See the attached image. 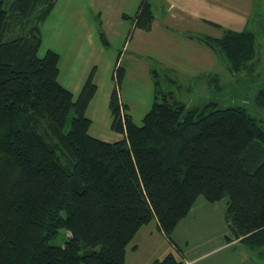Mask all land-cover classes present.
I'll list each match as a JSON object with an SVG mask.
<instances>
[{"label":"trees","instance_id":"16d2710c","mask_svg":"<svg viewBox=\"0 0 264 264\" xmlns=\"http://www.w3.org/2000/svg\"><path fill=\"white\" fill-rule=\"evenodd\" d=\"M58 0H0V264H128L142 226L157 219L170 240L200 196L228 198L234 237L264 245V128L243 106L189 107L154 81L137 124L119 89L110 96L113 142L90 134L95 70L80 93L59 81L60 53L39 55L41 28ZM131 19L151 30L142 0ZM100 37L109 45L103 31ZM238 73L256 58V34L228 29L200 37ZM156 72L153 77H156ZM264 107V87L255 96ZM68 237L53 244L61 230ZM170 240V241H171ZM152 264H183L170 252Z\"/></svg>","mask_w":264,"mask_h":264},{"label":"rangeland","instance_id":"374dc122","mask_svg":"<svg viewBox=\"0 0 264 264\" xmlns=\"http://www.w3.org/2000/svg\"><path fill=\"white\" fill-rule=\"evenodd\" d=\"M61 1V5H69L70 11L81 6L80 17L70 16V13L60 14V17L54 12L45 26L42 25L44 41L39 55L44 56L50 46L61 53L59 81L62 84H69L72 73H84V61L80 65L74 62L84 59L79 55L86 34L88 50L95 53L97 43L103 45V41L98 40L103 31L109 45H103L104 52L97 51L100 61L95 62L96 67L89 66V71L95 70L100 84H111L113 91L117 84L113 79L116 64L126 69L118 89L137 124L143 123L153 104L156 79L162 90L171 92L189 107L210 102H215L217 108L243 106L264 128V107L255 102L257 92L264 87V0H150L156 19L148 31L134 28L131 19L122 18L124 12L134 16L141 0L135 7L133 0ZM100 10L103 13L99 16ZM228 29L250 30L256 34V58L238 73L232 71L223 54L209 49L200 40L203 36L220 37ZM155 72L156 77H153ZM100 131V136L111 132L109 112L107 121L100 123L95 119L91 133ZM228 201L226 197L210 202L200 196L172 233V239L178 243L167 240L152 220L142 231L150 234V239L140 245L135 255L161 259L172 252L183 259L182 253L192 257L211 250H220L222 254L248 251L251 262L264 264V245L252 247L242 241L228 243L229 238L234 237L227 219ZM67 237L63 229L51 242L63 245ZM221 244L224 246L220 247ZM131 245L127 253L130 261L134 255Z\"/></svg>","mask_w":264,"mask_h":264},{"label":"crops","instance_id":"0c3cea01","mask_svg":"<svg viewBox=\"0 0 264 264\" xmlns=\"http://www.w3.org/2000/svg\"><path fill=\"white\" fill-rule=\"evenodd\" d=\"M84 1H86V0H84ZM94 1H96V0H94ZM98 1H100L101 3L104 2V0H98ZM137 1H139V0L131 1V2H133L132 5L134 7L137 4ZM61 2H62L61 0L57 1L56 6L53 9L52 13L49 15L47 20L43 23L44 26L48 22L49 18L51 17V15L54 12H57L59 14V16H60V14L62 16H64V14L67 15L68 13H70V16L74 15V17L75 16L76 17H80L79 14H78L80 11L78 9L82 8L81 6L74 7L76 9L70 11L69 10V5H66V6H64L65 4L61 5L62 4ZM151 3H152V1H151ZM152 5H153V3H152ZM86 6L87 5H85V7ZM84 11H85V8H84ZM101 13H103L102 10H100L99 16L101 15ZM80 14H82V13H80ZM124 14L128 15L127 12H124L123 15ZM123 15H122V18H124ZM199 17L201 18V16H199ZM155 19H156V15H155ZM155 19H154V21H155ZM153 24H154V22H153ZM153 24H152V26H153ZM86 27L84 25V28H86ZM86 36L87 37L84 39V48L82 47L83 44L81 43V51L82 52L79 55L80 58L84 57V59L79 61V62L78 61L74 62L75 65H80L84 61V73H82V75H79L78 72L72 73L71 76H70V79H69V84H67V85L63 84L65 87L69 88L74 93L75 97L78 96V94L80 93V91H81L86 79L88 78V76L92 72V70L89 71V66L95 65V67H96L97 64H95V62L97 60L100 61V58H99V56L97 54V51L98 50H100V52H104L105 51V49L103 47L104 44L102 45V43H101V45H100V43H97V46H96V49H95V53L92 50L89 51L88 50V47H89L88 46V44H89L88 34H86ZM42 37H43V41H44V33H42ZM94 40H97V39H94ZM98 40H99V42H102V41H100L101 38H99ZM49 49L56 50L53 46H50ZM209 49H211V48H209ZM83 52H84V54H83ZM60 56H61V53H60ZM60 73H61V68H60ZM94 81L96 82V84L98 86V90H97L96 95L94 96V98L91 100V102H90V104L88 106V109H87V114L92 119V125L90 127V131L89 132L91 133V128H92V126H93V124L95 122V119H98V122H100V123H102L104 120L107 121L108 112H109L110 119H111V132L110 131L109 132L108 131L105 132V134H103L104 136H100V135H102V134H100V133H102L101 131L98 134H95V133H91V134L93 136H95V137H100L103 140L110 141V142H113V141H116V140H120V139H122L124 137V135L121 134V133H118V132H116L115 130L112 129V119L113 118H112V113H111L110 106H109L110 96H111V93H112V86H111V84H109V85L106 84L104 86L102 84H100V82L98 80V77H97V72H95ZM102 87H104V89H102ZM128 109H129V106H128ZM128 109H127V112H129ZM89 112H91V114ZM154 220L156 221V228L158 229V231L165 238H167L160 231L157 219H154ZM150 223L142 226V228L137 232L135 237L130 242V244L132 243L130 249L133 250L134 255H132V257H131L132 260L131 261L129 260V257L127 256V263L128 264H152L155 260L160 259L159 257L158 258H153L154 256H148V255L145 256V258L143 259V258L135 255L139 251L140 245L144 241H147V240L150 239V237H149L150 234L149 235L148 234H143V232H142L143 230H145L144 229L145 227L149 226ZM147 233H150V232H147ZM167 240H169V239L167 238ZM239 241L240 240H238V239H234V240H231V241L229 240L228 243H234V242H239ZM173 243H178V242H176L173 239ZM222 246H224V244H221L220 247H222ZM127 253H128V250H127ZM215 254H216V256L213 257ZM250 255H251V253H248V251L239 252V253H233V252H229L228 253V252H225L224 254H222V251H220V250H211V251H208L206 253L196 254V255H194L192 257L185 256V254L182 253L183 259H181V260L183 261V264H258L257 262H251L252 259H251ZM237 258H240L242 260L236 261L235 259H237Z\"/></svg>","mask_w":264,"mask_h":264}]
</instances>
